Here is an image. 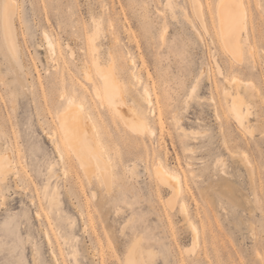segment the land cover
I'll use <instances>...</instances> for the list:
<instances>
[{
	"label": "rangeland",
	"instance_id": "1",
	"mask_svg": "<svg viewBox=\"0 0 264 264\" xmlns=\"http://www.w3.org/2000/svg\"><path fill=\"white\" fill-rule=\"evenodd\" d=\"M219 3L15 0L11 50L0 0V264H264V0L242 1L240 57ZM73 96L105 173L66 143Z\"/></svg>",
	"mask_w": 264,
	"mask_h": 264
},
{
	"label": "bare ground",
	"instance_id": "2",
	"mask_svg": "<svg viewBox=\"0 0 264 264\" xmlns=\"http://www.w3.org/2000/svg\"><path fill=\"white\" fill-rule=\"evenodd\" d=\"M242 1L241 0H220L219 6H218L219 26H220V29L222 32V37L224 39V42H225L227 49L233 55H235L237 57H240L241 51H242V45H243V42H242L243 35L241 32L246 27L245 24H246V14L247 13H246V9L243 7L244 5H242L243 4ZM15 7H16L15 0H4L2 26H3L5 38L7 40V43H8V46L10 49L14 46L13 45L14 44L13 43L14 34H13L12 18H13V15L15 14ZM44 36L46 37V40H47V43L49 46V51L51 54H53L55 52L54 42L52 41V38L47 33H45ZM246 40H247V38L244 37V41H246ZM132 76L134 79H136V81L139 80V77L136 73L132 72ZM238 81H239L238 82L239 85H243L245 88H247L249 86V84L247 82H244L241 80H238ZM234 82H235V80H234ZM230 84L232 85V83H230ZM95 87H96V85H95ZM112 88H113V81H112V79H108V82L106 84V90L104 91V94H103V92L99 91L98 87L95 88V91H96V94L98 95L99 99H101L102 97L106 98L107 97L106 91L108 89L111 90ZM228 89H232V88H228ZM229 92H232V91H229ZM235 95L236 94H234V92H233L232 99H233V97L235 98ZM238 95H240V94L237 93V96ZM116 98H118V97H116ZM138 98H139L140 104H143L142 102H144V103H146V105L148 107H151L154 105L150 91H148V89L146 87L144 90H142V92H141V90H140V92H138ZM241 100H240V102H241ZM244 100H242V101H244ZM118 101H120V100H118ZM235 102H236V100H235ZM122 103H125V102H122ZM68 104H69L68 110L66 109L65 110L66 112L64 114L62 113L63 116L61 118L62 126H65V128H66V130H65L66 133L65 132L63 133L65 140H66V143L75 151L78 159L82 163L81 166L82 167L84 166L86 171L89 172L91 165L95 164L98 166L99 169H101L103 171V173H105V167H104L105 162L102 163L100 161L101 159L99 157V152H98V149L96 148L98 146H96V147L94 146L93 140H92L93 138L90 136V134H88L89 129H88L87 134L84 133V132H86L85 126L81 125L82 127L81 126L79 127L77 120L75 122V119L73 116V110L79 112L78 114H80V112L82 114V112L84 111V105L82 104V102L76 101L74 96L71 97L70 99H68ZM235 105H236V103H235ZM246 106L248 107V105H246ZM119 108H120V110H119ZM119 108H118V110L121 111L122 114L124 116H126L127 118H131L133 121H135L136 123L141 125V127L143 126L147 129H151L149 126V122H148V113L149 112L146 108H142L140 110L135 106H131V105L126 106L123 104L120 105ZM242 109H244V108H242ZM248 110H249V108H248ZM239 113H241V111H239ZM242 113H241V115H242ZM244 115L245 114H243L242 116L244 117ZM79 117H81V115ZM126 120H128V119H126ZM244 121L245 120H243V121L241 120V123L242 122L244 123ZM84 124H86V126H87L86 129H87L88 128L87 123L84 122ZM245 125H246V123H245ZM80 128H84L85 131L81 130ZM151 131H153V130H151ZM8 152H10V151H8ZM10 156L11 155H6L5 157H3V160L0 161V172L4 173L2 175V177H6L7 172L11 171L15 167V163H13V160ZM92 168L93 167H91V169ZM158 172L159 173H157V175L160 174L164 179H168L169 184L171 183L170 180H172L173 181V183H172L173 187L172 186L171 187L175 188V190H176L175 191L173 189L175 191L174 193L180 194V190H181V185H180V180H179L180 176H178L177 173L168 170L162 164H160L158 166ZM162 181L164 182L165 180L162 179ZM176 195H175V197H176ZM175 197H174V199H175ZM174 199H172V200H174ZM181 207L184 211H186L187 208H186V203L184 201L181 203ZM132 252L134 254L135 251H132Z\"/></svg>",
	"mask_w": 264,
	"mask_h": 264
}]
</instances>
